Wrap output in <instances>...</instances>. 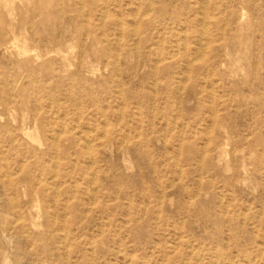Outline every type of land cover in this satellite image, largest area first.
Returning a JSON list of instances; mask_svg holds the SVG:
<instances>
[{
  "label": "rangeland",
  "instance_id": "obj_1",
  "mask_svg": "<svg viewBox=\"0 0 264 264\" xmlns=\"http://www.w3.org/2000/svg\"><path fill=\"white\" fill-rule=\"evenodd\" d=\"M0 264H264V0H0Z\"/></svg>",
  "mask_w": 264,
  "mask_h": 264
},
{
  "label": "bare ground",
  "instance_id": "obj_2",
  "mask_svg": "<svg viewBox=\"0 0 264 264\" xmlns=\"http://www.w3.org/2000/svg\"><path fill=\"white\" fill-rule=\"evenodd\" d=\"M204 28V27H203ZM135 29V28H134ZM88 153V152H87ZM228 158V157H227Z\"/></svg>",
  "mask_w": 264,
  "mask_h": 264
}]
</instances>
